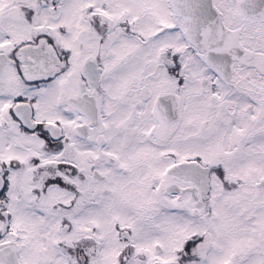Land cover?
<instances>
[{
	"label": "snow or ice",
	"instance_id": "snow-or-ice-1",
	"mask_svg": "<svg viewBox=\"0 0 264 264\" xmlns=\"http://www.w3.org/2000/svg\"><path fill=\"white\" fill-rule=\"evenodd\" d=\"M0 264H264V0H0Z\"/></svg>",
	"mask_w": 264,
	"mask_h": 264
}]
</instances>
